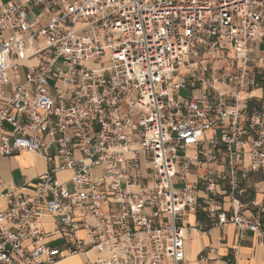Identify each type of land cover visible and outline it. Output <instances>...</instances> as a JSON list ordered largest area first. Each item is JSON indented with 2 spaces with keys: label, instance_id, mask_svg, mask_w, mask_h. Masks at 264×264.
Here are the masks:
<instances>
[{
  "label": "built area",
  "instance_id": "built-area-1",
  "mask_svg": "<svg viewBox=\"0 0 264 264\" xmlns=\"http://www.w3.org/2000/svg\"><path fill=\"white\" fill-rule=\"evenodd\" d=\"M259 47L264 0H0V157L47 164L0 193V264H184L228 225L264 246Z\"/></svg>",
  "mask_w": 264,
  "mask_h": 264
},
{
  "label": "crops",
  "instance_id": "crops-1",
  "mask_svg": "<svg viewBox=\"0 0 264 264\" xmlns=\"http://www.w3.org/2000/svg\"><path fill=\"white\" fill-rule=\"evenodd\" d=\"M46 169V161L29 152L0 157V193L11 188H29ZM256 197L258 201H263L262 195ZM190 223L209 226L200 214H192ZM51 225L50 220L46 219L45 227L51 229ZM54 239L59 238L48 240ZM59 264H86V258L82 255L65 256ZM184 264H264V246L259 244L253 233L245 232L240 235L233 225L221 230L214 229L211 233L190 229L186 233Z\"/></svg>",
  "mask_w": 264,
  "mask_h": 264
},
{
  "label": "rangeland",
  "instance_id": "rangeland-1",
  "mask_svg": "<svg viewBox=\"0 0 264 264\" xmlns=\"http://www.w3.org/2000/svg\"><path fill=\"white\" fill-rule=\"evenodd\" d=\"M3 2H8L9 0H2ZM264 47H259V54H260V51L263 49ZM258 54V55H259ZM22 74L24 75V71H22ZM10 76V74H9ZM180 95L183 97V98H189L190 97V91H188L187 89H184L181 91ZM69 177V175H66V179ZM71 189V187H70Z\"/></svg>",
  "mask_w": 264,
  "mask_h": 264
}]
</instances>
